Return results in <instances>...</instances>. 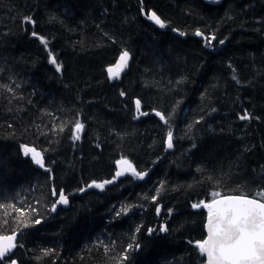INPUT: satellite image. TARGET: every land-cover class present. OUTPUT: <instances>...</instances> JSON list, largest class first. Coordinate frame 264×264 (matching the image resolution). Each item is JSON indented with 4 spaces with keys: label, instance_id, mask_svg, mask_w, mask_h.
<instances>
[{
    "label": "trees",
    "instance_id": "16d2710c",
    "mask_svg": "<svg viewBox=\"0 0 264 264\" xmlns=\"http://www.w3.org/2000/svg\"><path fill=\"white\" fill-rule=\"evenodd\" d=\"M257 193L264 0H0V264H207L204 203Z\"/></svg>",
    "mask_w": 264,
    "mask_h": 264
},
{
    "label": "snow or ice",
    "instance_id": "6c2138e0",
    "mask_svg": "<svg viewBox=\"0 0 264 264\" xmlns=\"http://www.w3.org/2000/svg\"><path fill=\"white\" fill-rule=\"evenodd\" d=\"M149 18L160 25V27H164V23L154 12L151 13ZM25 19L34 23L31 17H26ZM196 34L202 35L199 32ZM32 35L36 36L37 33L33 32ZM211 39H215V37H211ZM40 40L46 44L43 37H40ZM223 42L222 40L220 41V43ZM128 59L129 53L127 51L120 53L115 66L107 68L109 76L113 79L117 78L120 72L127 67ZM51 62L56 64L55 57L52 58ZM59 67L57 65V70H59ZM123 94L121 93V95ZM135 104L137 110H139L140 101L136 100ZM142 115H147V113H142ZM156 115L165 120L163 114L157 112ZM251 118L247 113L239 117L241 120H249ZM165 122L167 123L166 120ZM82 129L83 125L77 122L75 125L77 133L75 139H80L79 133ZM172 135L171 131L167 134L169 148L173 146ZM29 152L32 153V159L43 166L40 153L34 148L25 146V155ZM117 163L125 166L116 173L117 176L123 175L125 171H129L141 179L143 175H146V173L137 172L126 159H121ZM104 183H111V181H104L103 183L95 184V186L103 188ZM257 195H264V193H257ZM59 202L68 203L63 192L59 193ZM203 206L208 210V236L207 239L196 243L199 251L207 256L209 264H264V202L246 196H225L220 199L214 198L210 203H204ZM192 207H200V204H193ZM17 210L21 211L22 215L24 214L22 209ZM53 210L55 209L53 208ZM35 222L39 223L40 221L36 220ZM163 230L166 231L167 229ZM15 247V233L8 236H0V259L5 257ZM128 247L131 248L132 245L130 244ZM12 264H15V261H12Z\"/></svg>",
    "mask_w": 264,
    "mask_h": 264
},
{
    "label": "water",
    "instance_id": "95a60500",
    "mask_svg": "<svg viewBox=\"0 0 264 264\" xmlns=\"http://www.w3.org/2000/svg\"><path fill=\"white\" fill-rule=\"evenodd\" d=\"M210 1H212V2H220V1H222V0H210ZM148 18H149V17H148ZM149 19H150V18H149ZM150 20H151V19H150ZM151 21H153V20H151ZM163 23H164V22H163ZM157 26L160 27V25H158V24H157ZM164 26H165V23H164ZM161 28H162V27H161ZM123 51H127V52L129 53V59H128V62H127V67H126L122 72H120V74H119V76H118L117 78H115V79L111 78V77L109 76L108 72H107V68L110 67V66L114 67L115 64H116V62H118L119 56L117 57V59H116L115 62L109 64V65L106 67V73H107V76H108L109 80L112 81V82H114V81H116V80H120V79L123 77V75L125 74V72L129 69L130 65H131V62H132V54H131V52H130L129 50H127V49H126V50H123ZM123 51H122V52H123ZM122 52H121V53H122ZM119 55H120V54H119ZM120 160H121V159H120ZM126 160H127V159H126ZM128 161L133 165V163H132L130 160H128ZM122 167H125V166H122V165L116 163V171H115V174L113 175V177H111V178L105 180V181H111V183H105L106 186L113 185V184L117 183L121 178L125 177L127 174L130 173L129 171H125L123 175L117 176L116 173L119 172V171L121 170ZM133 167H134V166H133ZM225 196H246V197H248V198L259 199V198H256V197H253V196H249V195H244V194H224V195H221V196L216 197L215 199H220V198H223V197H225ZM67 200H68V199H67ZM259 200H261V199H259ZM261 202H264V201L261 200ZM57 204H59V205H63V206H65V207H67L69 203H67V204L60 203V202H59V198H58V202H57ZM205 230H206V236H205L204 240L207 239V236H208V215H207L206 222H205ZM12 234H13V233H11V234H5V235H3V236H8V235H12ZM15 243H17V234H16V233H15ZM12 250H14V248L11 249V251H12ZM11 251H10V252H11ZM205 257H206L207 264H209V261H208V258H207L206 255H205ZM12 261H15V264H19L17 260H12ZM12 261H9L8 263H9V264H12Z\"/></svg>",
    "mask_w": 264,
    "mask_h": 264
},
{
    "label": "rangeland",
    "instance_id": "374dc122",
    "mask_svg": "<svg viewBox=\"0 0 264 264\" xmlns=\"http://www.w3.org/2000/svg\"><path fill=\"white\" fill-rule=\"evenodd\" d=\"M28 148H34V147H31V146H27ZM35 149V148H34ZM37 152H39L37 149H35ZM40 153V152H39ZM31 157H32V153L31 152H29L28 153ZM40 156H41V154H40Z\"/></svg>",
    "mask_w": 264,
    "mask_h": 264
}]
</instances>
